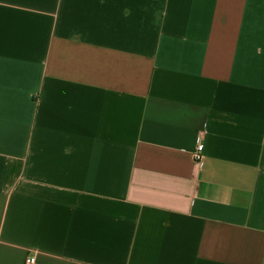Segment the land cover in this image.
Here are the masks:
<instances>
[{
	"label": "crops",
	"instance_id": "1",
	"mask_svg": "<svg viewBox=\"0 0 264 264\" xmlns=\"http://www.w3.org/2000/svg\"><path fill=\"white\" fill-rule=\"evenodd\" d=\"M29 257L264 264V0H0V264Z\"/></svg>",
	"mask_w": 264,
	"mask_h": 264
},
{
	"label": "built area",
	"instance_id": "2",
	"mask_svg": "<svg viewBox=\"0 0 264 264\" xmlns=\"http://www.w3.org/2000/svg\"><path fill=\"white\" fill-rule=\"evenodd\" d=\"M193 160L195 163L200 164L204 161L203 144L198 143L195 151L193 152ZM25 264H34V258L29 257L26 259Z\"/></svg>",
	"mask_w": 264,
	"mask_h": 264
}]
</instances>
